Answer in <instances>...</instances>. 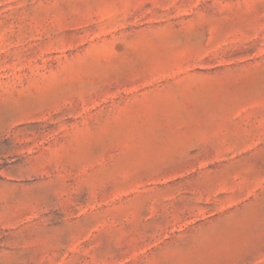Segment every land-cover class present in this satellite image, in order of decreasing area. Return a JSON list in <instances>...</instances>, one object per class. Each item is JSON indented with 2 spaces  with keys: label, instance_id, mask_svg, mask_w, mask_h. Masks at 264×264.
<instances>
[{
  "label": "rangeland",
  "instance_id": "1",
  "mask_svg": "<svg viewBox=\"0 0 264 264\" xmlns=\"http://www.w3.org/2000/svg\"><path fill=\"white\" fill-rule=\"evenodd\" d=\"M0 264H264V0H0Z\"/></svg>",
  "mask_w": 264,
  "mask_h": 264
}]
</instances>
